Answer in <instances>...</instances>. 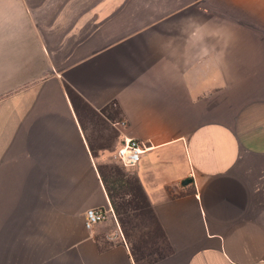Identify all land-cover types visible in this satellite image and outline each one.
Instances as JSON below:
<instances>
[{"label":"crops","instance_id":"1","mask_svg":"<svg viewBox=\"0 0 264 264\" xmlns=\"http://www.w3.org/2000/svg\"><path fill=\"white\" fill-rule=\"evenodd\" d=\"M133 139L139 252L99 171ZM0 264H264V0H0Z\"/></svg>","mask_w":264,"mask_h":264},{"label":"trees","instance_id":"2","mask_svg":"<svg viewBox=\"0 0 264 264\" xmlns=\"http://www.w3.org/2000/svg\"><path fill=\"white\" fill-rule=\"evenodd\" d=\"M68 93L74 102H82L87 109L92 110L74 90L68 88ZM99 171L124 234L133 251L139 252V242L134 243L135 238H138L139 227L156 224L146 193L139 179L124 166L103 165Z\"/></svg>","mask_w":264,"mask_h":264},{"label":"built area","instance_id":"3","mask_svg":"<svg viewBox=\"0 0 264 264\" xmlns=\"http://www.w3.org/2000/svg\"><path fill=\"white\" fill-rule=\"evenodd\" d=\"M145 147L139 140H129L117 151L118 161L126 168L135 167L142 159ZM109 211L103 208L90 209L86 213V226L90 229L107 219Z\"/></svg>","mask_w":264,"mask_h":264},{"label":"rangeland","instance_id":"4","mask_svg":"<svg viewBox=\"0 0 264 264\" xmlns=\"http://www.w3.org/2000/svg\"><path fill=\"white\" fill-rule=\"evenodd\" d=\"M101 162L104 165H119L123 167V165L118 161L117 151L112 153L108 152L106 155H104Z\"/></svg>","mask_w":264,"mask_h":264},{"label":"water","instance_id":"5","mask_svg":"<svg viewBox=\"0 0 264 264\" xmlns=\"http://www.w3.org/2000/svg\"><path fill=\"white\" fill-rule=\"evenodd\" d=\"M191 181H186L185 183H184V185H187L188 183H190Z\"/></svg>","mask_w":264,"mask_h":264}]
</instances>
